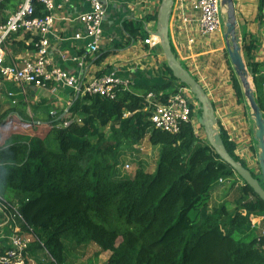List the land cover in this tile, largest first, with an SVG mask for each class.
<instances>
[{
    "label": "trees",
    "instance_id": "16d2710c",
    "mask_svg": "<svg viewBox=\"0 0 264 264\" xmlns=\"http://www.w3.org/2000/svg\"><path fill=\"white\" fill-rule=\"evenodd\" d=\"M124 28L133 40L147 34L145 23L129 21ZM98 55L101 60L108 53ZM248 67L257 80L254 65ZM232 80L241 97L234 72ZM130 88H119L114 100L79 96L71 117L62 120L39 107H31V115L23 101L0 107V195L11 191L20 199L21 215L37 238L30 255L38 260L37 252L45 251L52 264H67L66 244H94L112 253L106 264H264V237L260 248L252 231V219L264 217V201L197 136L192 123L177 135L154 129L146 111L150 89L139 94ZM178 91L153 90L164 104ZM222 133L228 153L240 161ZM147 138L160 147L156 171L123 176V158ZM220 180L242 185L233 211L226 203L210 206Z\"/></svg>",
    "mask_w": 264,
    "mask_h": 264
},
{
    "label": "crops",
    "instance_id": "0c3cea01",
    "mask_svg": "<svg viewBox=\"0 0 264 264\" xmlns=\"http://www.w3.org/2000/svg\"><path fill=\"white\" fill-rule=\"evenodd\" d=\"M162 1L111 0L106 7L103 41L100 47V53H108V55L101 60L99 55L84 58L86 43L84 40L76 38L82 29L75 20L79 15L90 10L89 5L84 0H72L68 5H63L55 13L57 20L50 36L51 59L54 65L77 74L82 82H86L94 74L114 73L118 78L129 80L131 87H134L135 92L139 94H144L147 89H150L149 94H155L154 89L160 93L172 89H182L180 83L171 80L164 72V67L168 63L162 43L158 38L157 19ZM192 1L185 0L183 5L181 2L174 1L169 26L173 53L208 93L219 120L217 129L223 131L235 145V156L249 170L255 171L256 166L259 165L258 143L255 141L256 127L241 81L232 65L227 62L229 58L226 51L225 28L223 26L219 32L208 38L203 37L200 34L198 15L191 9ZM18 2L19 0H6L5 6L0 9V22L9 13L15 11ZM234 3L240 44L247 66L253 64L256 69L257 80L252 77V88L264 114V0H234ZM185 18H187L186 22ZM129 21L145 23L147 34L143 39L133 40L127 33L124 25ZM19 40H14L6 48L4 65H21L25 61L35 60L36 47ZM190 40L194 41L193 45L189 44ZM247 47L250 48L249 54L244 51ZM248 69L252 70L250 67ZM232 72L242 88L241 97L237 96L232 87ZM185 91L187 97L191 99L195 111L193 117L195 133L206 141L205 131L199 124L200 104L187 88ZM9 92L18 94L20 90L11 84L0 81V107L3 110L9 107V103L6 101V95ZM79 96L72 90L53 85L46 90L29 88L26 96H18L17 100L18 102L23 101L30 114L31 107H39L41 111L49 109L52 115L60 116L59 119L62 120L68 118L70 108ZM140 151H144L147 158L151 151L154 152L153 170L150 172L154 173L160 147L151 146L147 138L140 146H134L132 157L134 158L135 153ZM146 161L150 164L148 159ZM228 182L230 181L214 186L213 200L215 195H219L222 199L221 203L227 202V197L224 195L230 194V191L224 190V187H227L224 185ZM231 182H234L237 188L241 187L240 183L233 180ZM252 228H257L255 235L262 236L264 234V217L253 218ZM103 253L109 254L107 260L102 263L106 264L112 253Z\"/></svg>",
    "mask_w": 264,
    "mask_h": 264
},
{
    "label": "built area",
    "instance_id": "2783aa9c",
    "mask_svg": "<svg viewBox=\"0 0 264 264\" xmlns=\"http://www.w3.org/2000/svg\"><path fill=\"white\" fill-rule=\"evenodd\" d=\"M71 1L19 0L15 11L9 13L0 22V81L11 84L20 90L18 94L7 93L6 101L11 107L18 104V96H26L29 88L46 90L50 86L57 85L72 90L83 97L99 95L114 100L119 88L129 90L132 86L129 80L118 78L114 73L94 74L89 80L82 82L77 74L54 65L51 59L50 36L57 20L55 13ZM84 1L89 5L90 10L76 18V23L82 29L76 38L85 41L84 58H89L98 56L100 53L106 7L111 0ZM175 1L181 2L183 5L185 0ZM5 2L6 0H0V9L5 6ZM191 9L193 13L198 15L200 34L203 37L208 38L216 34L224 26L225 11L222 7V0H193ZM184 21L186 22L187 18ZM19 39L36 47L37 56L35 60L25 61L21 65H4L6 48L14 40ZM189 44L193 45L194 41L190 40ZM185 89L182 88L171 95L165 104L159 102L157 95L153 93L147 95L146 111L150 114L149 121L154 129L177 135L180 133L183 124L192 123L194 126V116L192 117L191 114L195 111L191 99L185 94ZM72 122L73 120L66 122L64 127H69ZM77 122L80 121L77 120ZM229 142H231L230 139ZM132 165L133 163L130 161L121 167L123 166V171H128L132 169ZM224 182V180H220L219 184ZM7 205L5 201L0 203V217L2 214H7L4 222L0 220V225H3L0 232L6 233L4 240L7 242L5 247L0 248V264H38L29 252L31 246L37 241L34 232L27 227L21 215V208L18 209V213L22 222L13 224L11 217L16 209ZM5 228H8V232L5 231ZM263 237L264 234L256 238L260 248L262 247L260 241ZM262 250L264 251V246ZM50 262L51 264L55 263L51 257Z\"/></svg>",
    "mask_w": 264,
    "mask_h": 264
},
{
    "label": "water",
    "instance_id": "95a60500",
    "mask_svg": "<svg viewBox=\"0 0 264 264\" xmlns=\"http://www.w3.org/2000/svg\"><path fill=\"white\" fill-rule=\"evenodd\" d=\"M175 0H163L158 13V38L162 43L165 58L173 77L187 88L191 95L199 102L201 118L199 124L206 134V142L217 153L220 159L246 183L254 193L264 201V114L254 94L251 84L253 74L249 71L240 44L238 22L234 0H222L225 11V40L229 61L243 86L245 96L251 108V116L255 123V141L258 143V162L262 173L263 185L243 163L234 159L227 151L222 139V131L217 129L219 120L214 105L203 86L194 78L189 70L177 59L170 42V18L173 14Z\"/></svg>",
    "mask_w": 264,
    "mask_h": 264
},
{
    "label": "rangeland",
    "instance_id": "374dc122",
    "mask_svg": "<svg viewBox=\"0 0 264 264\" xmlns=\"http://www.w3.org/2000/svg\"><path fill=\"white\" fill-rule=\"evenodd\" d=\"M251 84H252V77H251ZM68 113H69V110H68L67 114ZM68 117H71V114ZM102 131H107V129H102ZM153 156H154V152L153 151H151V154H149L148 158L145 157V152L144 151H140L139 153H135L134 158L133 157L128 158L129 155L125 156L123 158V161H122L121 165L124 166L125 164L129 163L130 161H132L133 165H132V169L128 170V171H123V166H122L121 167V171L123 173L122 175L125 176V177H133L138 169H143L145 171L151 172L153 170V164H154ZM128 159H131V160H128ZM146 159L149 160L150 164H148ZM252 172L255 175H257L258 177H260L261 181H263L262 173L260 171L259 165H257L256 168H255V171H252ZM231 181L224 185V186H227V187H224V190L230 191V194L224 195L225 197H227L226 198L227 202H224V203H226V206L228 207V209L230 211H233V209H234L233 204L236 201V199H238V197L240 195L239 194L240 190H239V188L236 187L234 182H231ZM0 198H2V200H4L6 202V204H8L7 206L16 209V211L12 214L11 222L13 224L14 223L20 224L22 222L21 217H20V215L18 213V209L21 208L20 199H18L13 194V192H11V191H6L4 194L0 195ZM221 201H222V199H220V196L219 195H215L214 196V200L212 198L210 206L212 208L215 207V206H218L219 204H222ZM255 230H257V228H253L252 229V231H254V234H255ZM5 238H6V233L4 234V232H0V248L1 247H5V245L7 244V242L4 240ZM66 252H67V256H68L67 264H102L109 257V254H104L98 248V246L93 245V244L90 245L85 250H84V248L76 249L74 246L66 244ZM37 256H38V260H36V261H37L38 264H51V262H49V258L50 257H49V255L46 252L40 251V252H38ZM81 257H83V258L81 259Z\"/></svg>",
    "mask_w": 264,
    "mask_h": 264
},
{
    "label": "clouds",
    "instance_id": "9594fccd",
    "mask_svg": "<svg viewBox=\"0 0 264 264\" xmlns=\"http://www.w3.org/2000/svg\"><path fill=\"white\" fill-rule=\"evenodd\" d=\"M45 252V251H44Z\"/></svg>",
    "mask_w": 264,
    "mask_h": 264
}]
</instances>
